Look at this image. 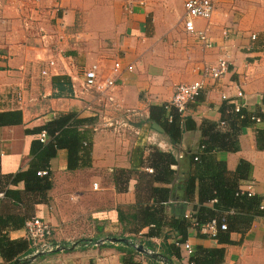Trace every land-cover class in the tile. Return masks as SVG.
Returning <instances> with one entry per match:
<instances>
[{"label": "crops", "instance_id": "0c3cea01", "mask_svg": "<svg viewBox=\"0 0 264 264\" xmlns=\"http://www.w3.org/2000/svg\"><path fill=\"white\" fill-rule=\"evenodd\" d=\"M214 5L210 20L195 21L196 28L207 29L213 40V46L205 47L185 30V0H0V112H23V123L0 126V193L15 191L0 195V216L25 222L42 218L53 227L54 243L109 236L141 242L150 228L138 231L141 221L135 215L153 202L150 189L163 185L171 189L166 219H171L173 206L185 204L186 217L193 222L191 211L200 199L202 182L196 181L189 195V177L197 171L193 153L200 152L206 138V122H221L224 104L236 108L239 89L245 94L239 102L252 116L261 115L264 106V0H214ZM221 58L230 62L229 71L220 79H206L184 119L191 118L193 128L184 129L181 142L174 144L151 119V106L171 101L177 84L201 80L203 68L217 65ZM51 59L57 60V68L49 65ZM114 60L123 66L113 90L123 108L100 103L96 92L76 95L70 73L81 75L75 81L79 90L85 67L99 62L106 72ZM130 64L132 70L127 68ZM44 69L48 74L43 75ZM128 108L133 112L127 113ZM171 109L176 110H167ZM70 111L94 122L91 166L70 170L68 150L59 149L48 168L51 188L33 194L26 190L25 181H14L33 162L32 143L39 133L29 130ZM104 118L116 124L107 126ZM221 127L223 132L230 130L226 123ZM263 128L264 123L253 121L227 138L226 147L214 151L226 165L227 180H238L241 187L253 183L261 204ZM150 144L170 151L178 161L171 166L176 174L167 184L153 182L148 176L152 168L140 166L135 158L140 148L147 156ZM243 162L245 178L238 171ZM259 210L253 217L249 210H241L248 222L237 224L240 227L231 232L229 242H220L209 227L196 224L189 227L187 241L194 250L222 249L217 264H264V209ZM169 231L164 226L162 233ZM9 236L27 239L26 224L16 222ZM150 239L160 245L163 235ZM185 242L180 244L182 258H174V264L192 262ZM128 247L133 246L125 242L89 245L50 253L31 264H126ZM136 259L141 264H154L152 260L162 264L140 252Z\"/></svg>", "mask_w": 264, "mask_h": 264}, {"label": "trees", "instance_id": "16d2710c", "mask_svg": "<svg viewBox=\"0 0 264 264\" xmlns=\"http://www.w3.org/2000/svg\"><path fill=\"white\" fill-rule=\"evenodd\" d=\"M227 110L230 112L227 113ZM151 119L160 124L165 132L170 136L174 144H178L182 139V132L186 128H193L192 119L186 118L185 125L181 123L179 113L175 109L168 111L165 105H152L150 108ZM223 120L219 123L214 121L206 122L204 129V140L201 143L200 152L193 153V160L196 163L195 174L189 177L188 191L189 195L195 189V182H202V191L199 193V201L195 204L191 215L192 220L186 217L187 207L185 204L173 206L171 219H166L165 204L171 197V189L163 185H154L150 190L153 202L147 204L143 209H139L135 217L140 218L138 231L144 227H149L150 231L141 237V242L147 247L160 251L167 255L174 263V258L181 260V243L187 241L189 227L193 224L196 226H206L213 219H217L218 225L226 222V230H217L214 235L220 242L231 241V232L239 228L237 224L243 225L248 222L240 213L242 209L249 210L252 217L260 211L261 200L258 196H249L241 193L240 181L230 183L226 176V165L214 156V151L226 147L229 143L227 138L236 136L238 130L253 123L251 112L246 108L236 111L235 105L224 104L222 108ZM169 115L174 119L169 121ZM226 123L228 131H222L221 123ZM23 123L22 110H13L0 112V126ZM91 117H80L77 111L59 114L56 118L47 121L40 127L29 130L32 133H39L32 143L31 152L34 156L31 168L16 175L14 181H25L26 190L34 192H43L51 188V171L49 168L50 161L56 156L59 149L68 150V168L75 170L77 168L91 166L92 163V140L91 133L94 132ZM185 126V127H184ZM45 131L48 135L46 141L41 140V133ZM264 133V128L261 129ZM149 154L145 156V149H136L135 158L139 160L140 166L146 164L152 168L148 176L153 182L167 184L171 182L176 171L171 167L177 163L176 157L170 151H164L157 145H148ZM239 167L241 178H245L246 171L243 165ZM134 170L136 167H134ZM48 170L47 174L40 175L39 171ZM148 170V169H147ZM149 171V170H148ZM144 175H147L143 172ZM245 174V175H244ZM201 187V185H200ZM33 189V190H32ZM15 191L5 190L4 195L8 196ZM208 203H213L209 206ZM16 222L26 224L25 219L17 221L15 217L0 216V264L12 263L16 258L27 255L34 250L32 241L27 239H11L9 229L16 227ZM164 226H169L171 231L162 233ZM241 229V228H240ZM163 235V241L157 245L150 239L153 236ZM175 238V241L168 242L169 238ZM129 258L126 264H141L137 259L134 247H128ZM223 258V250L218 248L195 249L191 261L195 264H217ZM154 264H160L152 260Z\"/></svg>", "mask_w": 264, "mask_h": 264}, {"label": "built area", "instance_id": "2783aa9c", "mask_svg": "<svg viewBox=\"0 0 264 264\" xmlns=\"http://www.w3.org/2000/svg\"><path fill=\"white\" fill-rule=\"evenodd\" d=\"M185 8L186 12L184 15V26L185 30L192 35H195L196 38L205 46V47H211L213 46V40L209 37L207 29L200 30L196 28L195 21L197 19H205L210 20L211 17L214 14L215 11V5L214 0H185ZM228 32H224V34H227ZM49 65L51 67L57 68V60L51 59L49 62ZM230 62L228 59L221 58L217 65L212 66H206L203 68V78L201 80L193 81L190 83H179L175 86V94L171 101L165 103V107L167 109H170L172 107L176 108L178 113L180 114L181 123H183L186 113L192 103H195L203 91L206 79L212 78V79H220L223 74L229 71ZM129 70L133 69V65L130 64L127 67ZM43 75L48 74V70H43ZM82 79L81 83L79 85L80 89L77 90L76 80L79 79L78 77H81L79 73H76L75 75L73 73H70L73 84L75 88L76 95L78 93H90V92H96L99 95V102L103 103L105 102V105L107 107L118 109L123 108L121 103L118 102L113 94V90L117 86L118 80L121 78L123 73V66L122 63L119 60H114L112 63V66L107 69L106 72H103V67L99 62L92 63L90 66L85 67L82 72ZM245 97V94L242 90H238L237 92V100L238 103L236 104V111H239L244 104L242 102H239L241 99ZM223 98H228L227 95H223ZM127 113L133 112L131 109H125ZM262 114L261 115H253L252 120L264 123V106L261 108ZM105 119V123L107 126H114L116 124L115 120L112 118ZM174 119L173 115H169V121H172ZM221 124H225V122H222ZM41 140L46 141L48 138V135L45 131L41 133ZM152 171V169H149ZM40 175L47 174V171H40ZM241 193L247 194L249 196L255 195L254 191V185L253 183H248L244 187H241ZM0 195H4V193H0ZM261 209H264V203L261 204ZM207 227L210 228V230L216 234L218 228L226 230L228 228V225L226 222H223L218 225L217 219H213L211 222H209ZM26 229H27V236L32 241L33 246L38 249L41 246L54 243L52 242L54 230L52 225L43 220L39 217H33L29 219L26 222ZM184 248L187 251L188 257H192L195 250L193 246L186 241L183 244ZM190 264H195L194 262H191Z\"/></svg>", "mask_w": 264, "mask_h": 264}, {"label": "water", "instance_id": "95a60500", "mask_svg": "<svg viewBox=\"0 0 264 264\" xmlns=\"http://www.w3.org/2000/svg\"><path fill=\"white\" fill-rule=\"evenodd\" d=\"M155 127L162 131L163 129L155 124ZM118 243V242H125L129 245H132L138 252L150 256L158 261H160L162 264H174L172 261H170L169 257L155 251L149 247H147L142 242H135L131 238L128 237H118V236H109L103 239H94V238H83L73 241L70 244L65 243H50L44 246L39 247L38 249H35L33 252L16 258L11 264H31L35 262L39 257H42L44 255L64 251V250H74L77 248L86 247L89 245H102L106 243Z\"/></svg>", "mask_w": 264, "mask_h": 264}]
</instances>
